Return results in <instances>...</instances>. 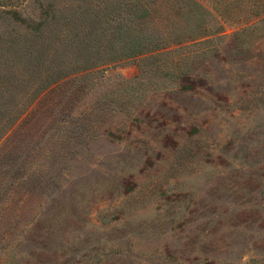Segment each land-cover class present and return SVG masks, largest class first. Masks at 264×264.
I'll use <instances>...</instances> for the list:
<instances>
[{
	"label": "rangeland",
	"instance_id": "obj_1",
	"mask_svg": "<svg viewBox=\"0 0 264 264\" xmlns=\"http://www.w3.org/2000/svg\"><path fill=\"white\" fill-rule=\"evenodd\" d=\"M213 3L0 0V264H264V17Z\"/></svg>",
	"mask_w": 264,
	"mask_h": 264
},
{
	"label": "trees",
	"instance_id": "obj_2",
	"mask_svg": "<svg viewBox=\"0 0 264 264\" xmlns=\"http://www.w3.org/2000/svg\"><path fill=\"white\" fill-rule=\"evenodd\" d=\"M237 1H243V4L237 6ZM211 7L216 10L223 21H228L227 18L239 20L235 25L253 18L260 20L264 17V0H215Z\"/></svg>",
	"mask_w": 264,
	"mask_h": 264
}]
</instances>
